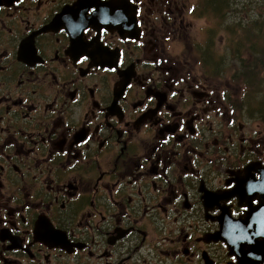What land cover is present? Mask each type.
Instances as JSON below:
<instances>
[{
	"label": "flooded vegetation",
	"instance_id": "1",
	"mask_svg": "<svg viewBox=\"0 0 264 264\" xmlns=\"http://www.w3.org/2000/svg\"><path fill=\"white\" fill-rule=\"evenodd\" d=\"M238 1L0 0V264H238L224 201L264 153L229 114L264 116L191 55L212 14L249 41Z\"/></svg>",
	"mask_w": 264,
	"mask_h": 264
},
{
	"label": "rangeland",
	"instance_id": "2",
	"mask_svg": "<svg viewBox=\"0 0 264 264\" xmlns=\"http://www.w3.org/2000/svg\"><path fill=\"white\" fill-rule=\"evenodd\" d=\"M235 7L238 11L231 14V17L235 18L231 21L232 24H239L242 28L241 34H253L254 42L251 43L244 40L241 45L243 36L236 35L235 33L232 34L231 31L222 26L219 19L217 23L216 15L212 14L203 18V20L196 21L193 25L191 31V41L193 40L191 55L193 63L198 66H205L213 72L229 74V84L222 79V90L225 92V96L228 95V98L219 104H215V106H219L222 110L229 112L230 108H234L233 102L240 96V89L242 92L241 96H243L244 108L247 111L253 110L255 114H258L256 112L258 111L264 116V107L259 102L262 97L264 99V93L263 95L256 94V97H253L252 87L255 86L256 79L249 74L244 75L245 69L242 68L243 65L255 64L258 59V55L251 49L256 50L259 46L264 50V0H241L238 1ZM233 11L235 12V10ZM225 13L226 10L224 9L222 14ZM210 26L217 29V34L212 40L210 38ZM235 36H238L236 40ZM206 40L207 52L203 54L198 44H203ZM220 64L222 67L219 66ZM253 67L255 72L258 67L256 65ZM241 74L243 78L240 80L239 89H237V87H234L237 86V79L235 77H240ZM260 77L264 80V71L260 73ZM213 112L211 114H214ZM229 115L235 121L241 123V126H238V129L235 130L233 141L241 142L242 140H246L260 154L264 153V118L249 116V114L244 118L238 112H230ZM230 126L229 121H223V135L225 137L230 132Z\"/></svg>",
	"mask_w": 264,
	"mask_h": 264
},
{
	"label": "water",
	"instance_id": "3",
	"mask_svg": "<svg viewBox=\"0 0 264 264\" xmlns=\"http://www.w3.org/2000/svg\"><path fill=\"white\" fill-rule=\"evenodd\" d=\"M256 174L258 177H256ZM233 196L239 199L240 204H243V200H248L245 205L250 206V208L247 209L248 218L244 216L239 220L234 219L235 221L224 222L222 220V227L232 229L236 226L235 232L232 233V252L238 256L239 264H264V165L258 164L251 167L248 174L240 180L234 195L228 196L227 200ZM254 200H258V204L255 206L253 205ZM255 215H257L260 222L250 223V216ZM258 231H260L259 240L254 236ZM239 233L241 238L238 237L237 239ZM259 241H262L263 244L261 245Z\"/></svg>",
	"mask_w": 264,
	"mask_h": 264
},
{
	"label": "bare ground",
	"instance_id": "4",
	"mask_svg": "<svg viewBox=\"0 0 264 264\" xmlns=\"http://www.w3.org/2000/svg\"><path fill=\"white\" fill-rule=\"evenodd\" d=\"M262 15H263V12H262ZM249 41H250L251 43L254 42L253 35L250 37ZM255 45H256V44H255ZM258 48H260V49L264 52V50H263L262 47H259V46H258ZM251 50L254 51V49H251ZM254 52H255V51H254ZM255 53L257 54V52H255ZM257 55H258V54H257ZM253 62H255V60H253ZM254 65H255V64H248V65H246V66L244 67V69H245L244 73H245V74H249V75L255 77V76H256V73L254 72V67H253ZM252 67H253V68H252ZM259 82H261V81H259ZM263 82H264V81H263ZM263 93H264V90H262V86L259 87V86L255 85L254 87H252V94H253V97H256V94H261V95H263ZM259 102H260V104L264 107V99H263V97H262V99H260ZM252 114H253L254 116L256 115L254 111H252ZM258 232H260V231H258ZM260 239H261V237H260ZM258 240H259V236H258ZM259 242H260V241H259ZM260 244L262 245L263 242L261 241Z\"/></svg>",
	"mask_w": 264,
	"mask_h": 264
},
{
	"label": "trees",
	"instance_id": "5",
	"mask_svg": "<svg viewBox=\"0 0 264 264\" xmlns=\"http://www.w3.org/2000/svg\"><path fill=\"white\" fill-rule=\"evenodd\" d=\"M254 51L257 52V54H258V59L255 62V65L258 67V69L255 70V73H256L255 79H256V81H264L260 77V73H262L264 71V52L258 47Z\"/></svg>",
	"mask_w": 264,
	"mask_h": 264
}]
</instances>
